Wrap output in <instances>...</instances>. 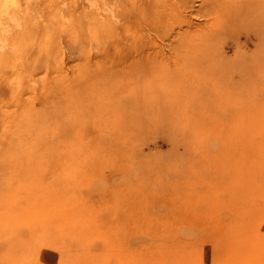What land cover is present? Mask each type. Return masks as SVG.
Returning <instances> with one entry per match:
<instances>
[{"label": "rangeland", "instance_id": "rangeland-1", "mask_svg": "<svg viewBox=\"0 0 264 264\" xmlns=\"http://www.w3.org/2000/svg\"><path fill=\"white\" fill-rule=\"evenodd\" d=\"M12 15L0 264L55 263L77 239L178 236L200 264H241L264 241V201L249 221L240 168L253 128L264 181V0H0V24Z\"/></svg>", "mask_w": 264, "mask_h": 264}, {"label": "bare ground", "instance_id": "bare-ground-1", "mask_svg": "<svg viewBox=\"0 0 264 264\" xmlns=\"http://www.w3.org/2000/svg\"><path fill=\"white\" fill-rule=\"evenodd\" d=\"M1 24H0V37H1V33L4 34V32H6L8 30V28H10V26H12V25H15L18 27L20 26L19 17L17 15H12V16H10L9 21H5L4 24H2V25ZM244 132H245V130H244ZM251 132H253V128H249L247 135L248 134H250V135L245 136V138L244 137L242 138V145H241V154L242 155H241V166H240L241 171L243 173V187L245 188V195H246L245 205H246L247 219L258 217L260 215V211H262L264 209V204H263V206L261 205L262 210L260 209L261 203L259 204L260 200H258V199L262 198V201H264L263 200L264 197H262V195H260V193L262 194V192L264 194V190L263 191L260 190L261 188L264 189V187H261L262 184H260V182H264V181L261 179L262 177L261 178L259 177V175H261V174L259 173L260 170L258 169L259 165H260V167L262 165V164H258V163H260V161L258 162V158H261L262 156L260 157L257 154V153H259V151H258L259 146L257 145L258 139H256L254 137V134H251ZM257 146H258V148H257ZM261 154H264V153H261ZM261 163H264V162L262 161ZM263 168H264V165H263ZM261 173L263 174L262 170H261ZM261 176H263V175H261ZM258 179L260 180L259 182H258ZM259 184H260V186H259ZM262 186H264V183ZM261 216H263V213L261 214ZM261 216H260V219H261ZM257 219H259V218H256V220ZM56 220H57V218H56ZM80 220H81V217H80ZM248 220L250 221V219H248ZM76 221L78 222L77 219H76ZM246 222L248 223L247 229L249 230L251 228L250 230H252V233L249 231L250 234L254 235L255 231L253 233V229L259 226L258 225L259 222L257 221L258 226L256 225V227L255 226L253 227L252 226L253 224H251V223H250L251 224V226H250L249 222L248 221H246ZM246 222H244L245 224L243 223L244 226L246 225ZM73 223H74V221H73ZM84 223H83V225H84ZM238 225L239 224L237 223L236 224V231L237 230L240 231L241 230L240 227H243V225H241L240 227ZM80 226H81V224L79 226H77V228ZM232 227H233V225L230 226V229ZM68 228H69V226H68ZM72 228H73V226H72ZM233 228H232V230L235 229V228L234 229ZM73 229L76 230V227ZM82 229H84V228H82ZM163 229H165V228H163ZM69 230L70 229H68V231ZM86 230H88V229H86ZM255 230L257 231V230H259V228L258 229L256 228ZM89 231H91V230H89ZM75 232H76L75 233V235H76L78 232L77 231H75ZM84 232H82V234ZM161 232H163V231L161 230ZM180 232H182V231H180ZM257 232L259 233V231H257ZM257 232L254 235V237H256V235L258 234ZM71 233H73V232H71ZM50 234H52V233H50ZM237 234H238L237 237L240 238V240L244 236L243 239H248L249 240V241L247 240L248 243L250 241H253L250 238V236L248 237L247 234H245V233L244 234L246 235V238H245V235H242L240 232H238ZM240 234L242 236H240ZM86 235L87 234H85V238H86ZM260 235H261V233L258 234V236H260ZM258 236H257V239L259 238ZM85 238H84V240H85ZM262 238H264V234L262 235ZM56 239H57V235H56ZM255 239H254V241H255ZM57 240H59V239H57ZM65 241H67V240H65ZM68 241H67V243H68ZM150 241L151 242H142V244L125 242V243H118V244L117 243H108L106 245L105 244L101 245L100 243H94V242L84 243L83 241H80L79 239H77L76 243L75 242L71 243L72 245H70L68 247L67 246L66 247L60 246V248L58 249V252H57L58 254L60 253V255L56 256V258H53V262H55V263L44 261L43 264H200L194 255L195 249H194L193 244L191 243L192 240L189 238H186L185 236H178V237H176V239H171V240H162V241L159 240V242H153L152 240H150ZM242 241L243 240H241V242ZM256 241L258 242V240H256ZM138 242H140V241H138ZM247 242L245 240L243 241L244 244ZM263 242L264 241H261L260 244L257 243L258 247H250V245H249L248 248L243 249L242 252L240 251L242 258L240 257L241 260H239V261H242V262H239V263H241V264L242 263L243 264H252V263L258 264L257 260H258V262L261 261V259L263 260L264 255L261 257V255L264 254V243ZM243 243H241V244L243 245ZM68 244H70V242ZM252 244H251V246H253ZM242 245H239V246H242ZM58 247H59V245H58ZM229 249L230 248L228 247V249H226V250H228V252H230ZM232 253H235V249H234V252L232 251ZM226 255H228L227 252H226L225 256ZM256 255L261 257V259ZM237 257L239 258V256H237ZM227 258H228L227 259V262H228L230 259H229V257H227ZM255 258H256V260H255ZM224 261H225V258H224ZM230 263H232V262H230ZM216 264H219V262ZM224 264H225V262H224Z\"/></svg>", "mask_w": 264, "mask_h": 264}]
</instances>
